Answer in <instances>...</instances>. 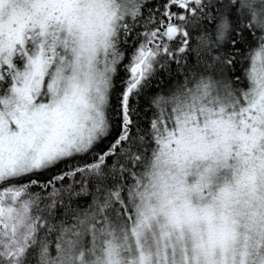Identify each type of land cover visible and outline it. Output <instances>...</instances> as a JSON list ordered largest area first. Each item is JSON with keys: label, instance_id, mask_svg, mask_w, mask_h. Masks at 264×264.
<instances>
[{"label": "snow or ice", "instance_id": "snow-or-ice-1", "mask_svg": "<svg viewBox=\"0 0 264 264\" xmlns=\"http://www.w3.org/2000/svg\"><path fill=\"white\" fill-rule=\"evenodd\" d=\"M0 264H264V0H0Z\"/></svg>", "mask_w": 264, "mask_h": 264}]
</instances>
